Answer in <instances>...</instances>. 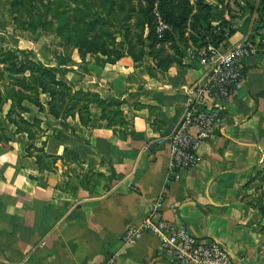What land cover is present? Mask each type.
<instances>
[{
  "label": "crops",
  "instance_id": "obj_1",
  "mask_svg": "<svg viewBox=\"0 0 264 264\" xmlns=\"http://www.w3.org/2000/svg\"><path fill=\"white\" fill-rule=\"evenodd\" d=\"M205 2L211 6L209 23L224 22L232 29L223 46L249 37L257 50L241 60L243 82L219 110L210 137L198 150L197 165L181 170L168 184L167 137L181 116L187 86L203 68L192 57L199 43L189 31L166 40L165 34H156L158 0L152 28L162 41L152 44L146 23L136 28L138 11L133 9L128 41L123 31L115 34L121 55L114 62L100 53L81 55L41 29H16L17 45L0 37V47L20 61L34 60L72 90L96 93L118 105L104 110L110 120L91 103L81 122L77 111L54 116L49 94L38 90L40 110L23 102L28 109L23 118L37 119L32 138L7 120L9 102L3 105L7 140L0 141V264H102L109 256L112 264H176L150 232L132 242L122 239L163 191V218L186 226L194 236L219 241L235 264H264V215L245 198L249 180L264 168L259 0ZM116 108L121 122L113 118Z\"/></svg>",
  "mask_w": 264,
  "mask_h": 264
},
{
  "label": "trees",
  "instance_id": "obj_2",
  "mask_svg": "<svg viewBox=\"0 0 264 264\" xmlns=\"http://www.w3.org/2000/svg\"><path fill=\"white\" fill-rule=\"evenodd\" d=\"M27 1L28 7L25 10L28 22H21L19 29L34 32L41 29L44 32H52L59 36L65 45H71L78 49L79 53H100L107 57L109 62H114L120 57V51L115 47V34L124 32V37L128 41L130 32L129 20L132 17V10L124 5L113 6L114 0L101 3V11L94 9L92 0H55L47 1L41 6L42 11L32 12L30 9L33 0H10V8L22 15L20 7L16 3ZM97 6V5H96ZM264 0H259L256 8L257 20L264 25L263 14ZM119 8V10H118ZM158 9L162 18L172 26V31H167L165 37L172 38L174 35L183 36L188 27L192 31L190 37L194 41L203 44V32L210 28L209 13L211 6L205 0H178L175 4L168 0H158ZM193 10H195L193 12ZM151 4L146 9L138 11L136 26L142 29V25H148V39L152 44L162 41L156 38L153 33V16L151 15ZM49 19L45 18V15ZM102 14V15H101ZM223 25L224 22H222ZM116 29L112 30L111 28ZM200 29H202L200 31ZM229 34L232 29L228 28ZM215 38L222 39L219 36ZM130 45V42H128ZM38 90L49 94L48 102L50 112L54 116L62 117L73 114L77 111L81 122H85V116L89 115V104L95 103L102 110V116H107L104 112L106 108L117 107V104L101 99L96 93L83 90H72V87L56 78L54 72L46 66H42L34 60L27 59L20 61L17 54L11 50L0 47V113L5 103L9 102V107L5 116L8 121L16 125L17 130L27 132L32 138L34 131L32 125H36L37 119L32 123L26 121L22 114L28 112L23 102L28 101L36 105L39 110L41 104L38 101ZM113 118L121 122L118 108L112 110ZM3 122L0 117V141L7 138L3 134Z\"/></svg>",
  "mask_w": 264,
  "mask_h": 264
},
{
  "label": "built area",
  "instance_id": "obj_3",
  "mask_svg": "<svg viewBox=\"0 0 264 264\" xmlns=\"http://www.w3.org/2000/svg\"><path fill=\"white\" fill-rule=\"evenodd\" d=\"M156 18V34L163 37L170 27L159 13ZM203 35V44L192 55L203 71L187 86L181 116L167 137L166 184L177 180L181 170L197 165L198 150L210 137L219 110L243 82L241 60L257 50L249 37L223 46L230 34L221 22L211 23ZM216 36L222 39L218 41ZM163 194L164 191L138 224L125 230L122 236L125 242H132L147 231L158 239L162 251L176 264H235L219 241L194 236L186 226L163 218L160 215ZM113 258L109 256L102 264H112Z\"/></svg>",
  "mask_w": 264,
  "mask_h": 264
},
{
  "label": "rangeland",
  "instance_id": "obj_4",
  "mask_svg": "<svg viewBox=\"0 0 264 264\" xmlns=\"http://www.w3.org/2000/svg\"><path fill=\"white\" fill-rule=\"evenodd\" d=\"M47 1L52 2L55 0H33V5L31 4L30 9L32 12L37 11V13H40L42 11L41 6L47 3ZM94 1V9H99L101 11L102 5L101 3L106 4V2L110 0H92ZM170 3H176L178 0H168ZM157 0H114L113 6L116 8L118 5H124L125 8H129V10H136L140 11L143 9H146L147 6L151 4V15L154 16L153 13V7L156 6ZM10 0H0V37L1 39L7 40L9 43H15L17 45L19 39L16 33V29H19V24L21 22H28V17L25 12L28 7V2L25 1L23 3H16L18 7H20V11L22 12V15H19L17 11L13 10L15 8H10ZM97 5V6H96ZM119 10V8H118ZM102 15V14H101ZM161 15V13H160ZM162 16V15H161ZM46 19H49V16L45 15ZM164 20V18H163ZM165 21V20H164ZM166 22V21H165ZM136 23V22H135ZM134 23V24H135ZM152 23L154 24L155 21L153 20ZM9 28L10 33L5 32L6 28ZM135 27V26H133ZM137 28V26H136ZM135 28V29H136ZM189 28V25H188ZM112 30H115L114 27L111 28ZM202 29H200L201 31ZM136 31V30H135ZM186 31H189L188 34L191 35L192 31L191 29H186ZM6 37H5V36ZM198 42L199 41H195ZM198 47V46H197ZM3 48V47H2ZM19 54L21 53V50L16 48L14 49ZM24 51V50H22ZM15 53V52H14ZM248 192L245 195L246 201L250 203L252 206L256 207L259 212L264 215V168H261L257 171H255V174L252 176V178L248 182Z\"/></svg>",
  "mask_w": 264,
  "mask_h": 264
}]
</instances>
